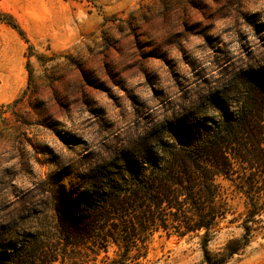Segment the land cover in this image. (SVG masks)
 <instances>
[{
  "label": "rangeland",
  "instance_id": "rangeland-1",
  "mask_svg": "<svg viewBox=\"0 0 264 264\" xmlns=\"http://www.w3.org/2000/svg\"><path fill=\"white\" fill-rule=\"evenodd\" d=\"M262 59L264 0H0V229H40L54 215L56 172H80L220 85L232 66ZM232 217L212 253L243 235ZM258 218L226 264H264ZM116 250L110 243L80 264H110ZM202 260L198 237L158 231L146 256L122 263Z\"/></svg>",
  "mask_w": 264,
  "mask_h": 264
},
{
  "label": "trees",
  "instance_id": "trees-1",
  "mask_svg": "<svg viewBox=\"0 0 264 264\" xmlns=\"http://www.w3.org/2000/svg\"><path fill=\"white\" fill-rule=\"evenodd\" d=\"M52 178V220L32 232L2 227L0 264H80L110 243L117 246L110 264H124L146 256L158 231L198 237L201 264H226L248 246L264 214V59L232 66L220 85L162 123L80 172ZM223 181L243 199V211ZM230 214L244 233L212 253L210 241Z\"/></svg>",
  "mask_w": 264,
  "mask_h": 264
}]
</instances>
